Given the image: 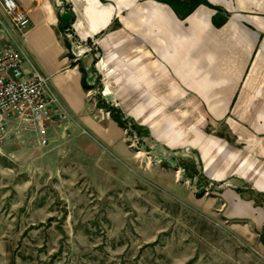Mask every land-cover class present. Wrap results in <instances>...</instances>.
I'll list each match as a JSON object with an SVG mask.
<instances>
[{
	"label": "crops",
	"instance_id": "0c3cea01",
	"mask_svg": "<svg viewBox=\"0 0 264 264\" xmlns=\"http://www.w3.org/2000/svg\"><path fill=\"white\" fill-rule=\"evenodd\" d=\"M13 1L30 18L28 56L76 124L102 143L126 150L122 127L99 99L152 134L164 128L163 147L182 148L185 139L195 147L181 124L198 127L200 111L202 123L224 121L233 136L199 149L200 174L237 183L227 189L231 215L246 220L233 228L247 239L259 231L264 244V206L244 196L264 198V0H208L228 15L220 27L205 5L181 19L156 0ZM56 127H47V140Z\"/></svg>",
	"mask_w": 264,
	"mask_h": 264
},
{
	"label": "rangeland",
	"instance_id": "374dc122",
	"mask_svg": "<svg viewBox=\"0 0 264 264\" xmlns=\"http://www.w3.org/2000/svg\"><path fill=\"white\" fill-rule=\"evenodd\" d=\"M160 114L150 113L153 125ZM202 114L198 127L181 124L193 148L189 139L160 145L162 127L141 136L122 128L125 151L74 123L45 145L33 132L12 136L0 147V264H264L259 231L247 239L233 228L246 220L231 215L227 189L237 183L194 174L204 170L199 149L233 136ZM244 196L264 206L253 191Z\"/></svg>",
	"mask_w": 264,
	"mask_h": 264
},
{
	"label": "built area",
	"instance_id": "2783aa9c",
	"mask_svg": "<svg viewBox=\"0 0 264 264\" xmlns=\"http://www.w3.org/2000/svg\"><path fill=\"white\" fill-rule=\"evenodd\" d=\"M0 147L15 134L33 132L47 144L48 126L76 124L25 49L30 18L13 0H0Z\"/></svg>",
	"mask_w": 264,
	"mask_h": 264
},
{
	"label": "trees",
	"instance_id": "16d2710c",
	"mask_svg": "<svg viewBox=\"0 0 264 264\" xmlns=\"http://www.w3.org/2000/svg\"><path fill=\"white\" fill-rule=\"evenodd\" d=\"M158 2L164 3L168 5L174 13L181 19H184L188 15H190L198 6L205 5L209 8H213L216 10V13L212 17V23L216 27H220L223 25L228 15L223 12L221 8L212 6L208 0H156ZM69 46V44H67ZM87 87V86H85ZM99 107L107 109L111 115V117L119 124L120 127L127 129H132L137 136H141L143 132H147L142 127L138 126L137 124L129 122V120L125 117L123 112L116 106L111 105L110 103H106L104 100L99 99L97 102ZM193 171L195 175H200L199 171L193 166ZM194 176V175H193ZM204 189L201 188L197 193L196 196H201L203 194ZM264 241V238H262Z\"/></svg>",
	"mask_w": 264,
	"mask_h": 264
}]
</instances>
